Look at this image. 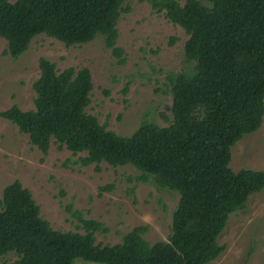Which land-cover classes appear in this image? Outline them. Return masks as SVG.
Listing matches in <instances>:
<instances>
[{
	"label": "trees",
	"instance_id": "1",
	"mask_svg": "<svg viewBox=\"0 0 264 264\" xmlns=\"http://www.w3.org/2000/svg\"><path fill=\"white\" fill-rule=\"evenodd\" d=\"M127 0H0V38L4 55L17 60L38 36L66 47L86 45L97 37L122 64L116 46L117 23ZM149 0L157 13L180 27L192 69L168 73L172 122L167 127L142 121L129 137L106 130L86 114L93 88L90 71L57 72L40 58L33 83L34 109L16 105L0 112L43 157L51 141L65 148L80 167L101 164L131 166L162 189L179 195L167 242L149 245L136 227L121 243L100 246L95 234H106L100 222L66 211L84 234L55 231L19 181L0 198V258L17 256L14 264H209L225 247L217 239L228 217L244 211L249 198L264 190V171L229 168L230 150L259 130L264 116V0ZM172 43L175 39H171ZM69 163V162H68ZM67 164H64L66 167ZM101 190H110L101 188Z\"/></svg>",
	"mask_w": 264,
	"mask_h": 264
},
{
	"label": "rangeland",
	"instance_id": "2",
	"mask_svg": "<svg viewBox=\"0 0 264 264\" xmlns=\"http://www.w3.org/2000/svg\"><path fill=\"white\" fill-rule=\"evenodd\" d=\"M123 8L129 11L118 20L116 43L124 51L122 64L104 47L101 37L86 45L66 47L41 35L17 60L4 55L6 42L0 38V112L12 105L22 111L34 109L32 85L40 75L38 61L44 58L55 64L57 72L68 68L90 71L93 88L86 114L106 130L129 137L142 121L169 126L172 96L165 77L192 69L193 63L184 56L188 37L165 18L164 12L153 11L149 0H127ZM230 154L232 172L264 171V116L259 130L244 136ZM79 156L83 154L73 157L52 140L43 157L27 135L0 119V198L6 186L19 181L39 206L41 218L55 231L85 233L66 211L71 206L83 219L107 228L106 234H95V244L100 246L121 243L136 227L147 229L142 237L149 245L167 242L179 200L176 192L159 188L152 178L147 183L139 181L141 174L131 166L103 163L96 172L93 165L73 164ZM108 187L110 190H101ZM217 242L225 250L209 264H264V190L249 198L244 211L228 217ZM16 260L10 253L0 258V264ZM72 264L96 263L76 259Z\"/></svg>",
	"mask_w": 264,
	"mask_h": 264
}]
</instances>
